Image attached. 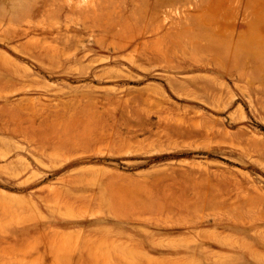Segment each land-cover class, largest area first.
<instances>
[{"label": "rangeland", "instance_id": "rangeland-1", "mask_svg": "<svg viewBox=\"0 0 264 264\" xmlns=\"http://www.w3.org/2000/svg\"><path fill=\"white\" fill-rule=\"evenodd\" d=\"M96 1L177 23L74 55L0 0V264H264V0Z\"/></svg>", "mask_w": 264, "mask_h": 264}, {"label": "bare ground", "instance_id": "bare-ground-1", "mask_svg": "<svg viewBox=\"0 0 264 264\" xmlns=\"http://www.w3.org/2000/svg\"><path fill=\"white\" fill-rule=\"evenodd\" d=\"M18 2L22 6V8L27 12L28 19L26 21L27 23L26 24L27 28L25 29L26 33L30 29L31 32H34L36 30L34 25L32 24L33 23L32 19H34L35 16L32 13L34 7L35 8L37 7L41 10V15H47L53 17L62 16L64 17V20H66V22L68 21V19L70 21V18L75 19V21L77 22L75 24L74 22H72L74 24V28L71 29L74 32V34L72 35H75L74 43H72L71 45V47L73 48V53L71 54L74 55L80 52H84L86 55L87 53L91 52L94 48H97V50H102V51L110 50L111 54L113 55H120L121 53H123L124 51L130 48L136 51L139 55H145V56L155 55L156 54L155 52L152 51L150 52V50L147 51L146 49L148 42L147 38L153 34H157L165 30L167 31L170 28L171 24L175 22L177 23V18H175V15L178 14V11L176 12V8H169V9H163L161 11H155L152 19H150V22L137 26L138 28L135 27L132 29V31L136 30L134 34L130 33L126 37L117 39L115 38V34L119 33L121 30L124 31V27L129 28L128 22H124L122 18L112 19L110 17H107V15L103 11L104 9L101 7L100 4H98L96 0H85V1L83 0L82 3L79 2V0L77 1L76 0H18ZM130 2H133V4L136 6L139 4H143L144 0H131ZM28 4L30 5L26 6ZM112 15L114 16V14ZM179 15H183V13ZM184 16L185 14L183 16H178V18L182 19V17ZM55 21L57 22L58 20ZM52 22L50 24V27L53 24ZM48 24L49 23H47L46 25ZM44 27L46 26L44 25ZM44 27L41 28L43 29ZM50 27L47 26V29L44 28L42 32L52 33L54 31L53 25L52 28ZM65 27L68 28V26ZM108 36H111L112 39L109 42H106ZM29 42H32L31 38L29 39ZM131 63L135 65V60H132ZM213 66H215L216 68V65ZM205 68L211 69L210 67H208V64L206 65ZM180 125L181 124H177V126L179 127H184Z\"/></svg>", "mask_w": 264, "mask_h": 264}]
</instances>
